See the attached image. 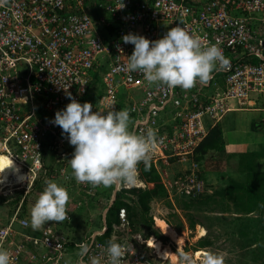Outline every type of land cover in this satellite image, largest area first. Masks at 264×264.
I'll return each mask as SVG.
<instances>
[{
    "label": "built area",
    "instance_id": "obj_1",
    "mask_svg": "<svg viewBox=\"0 0 264 264\" xmlns=\"http://www.w3.org/2000/svg\"><path fill=\"white\" fill-rule=\"evenodd\" d=\"M178 24L199 36L204 46L219 41L228 64L215 71L207 85L173 90L146 82L140 72L124 70L134 50V45L123 42L125 34L156 40ZM97 84L103 91L91 99ZM67 92L82 104L92 103L93 112L97 107L128 109L133 131L156 133L151 162L158 170L162 165L185 164L174 191L168 188V198L174 203L176 196L196 197L205 192L206 182L195 153L211 128L235 103L260 104L264 111V0H0V154L12 157L25 174L22 182L12 175L13 182L0 183V197L22 192L19 206L0 221V248L9 251L12 264H80L83 246H90L85 264L93 257L100 264L107 262L108 242L99 239L107 231L106 217L100 229L69 248L75 216L84 205L94 215L108 195L103 186L77 183L68 169L74 146L51 123L71 102ZM123 92L125 107L119 97ZM139 165L134 183L110 187L105 210L118 191L146 187ZM47 181L73 193L68 219L33 230L30 210ZM118 218L109 240L125 246L121 264L169 262L133 228L125 206L119 208ZM186 230L192 235V229ZM183 236L189 240L188 234ZM159 241L175 253L170 264H201L204 254L198 258L196 253L202 249L186 251L185 244L180 249L172 239Z\"/></svg>",
    "mask_w": 264,
    "mask_h": 264
},
{
    "label": "clouds",
    "instance_id": "obj_2",
    "mask_svg": "<svg viewBox=\"0 0 264 264\" xmlns=\"http://www.w3.org/2000/svg\"><path fill=\"white\" fill-rule=\"evenodd\" d=\"M122 40L134 45L124 64L125 71L140 72L146 82L166 85L173 90L179 87L187 91L197 83L207 85L214 72L228 64L219 41L204 46L201 38L190 33L183 24L170 28L156 40L136 33L125 34ZM66 94L71 102L56 112L51 123L59 126L62 135L74 146L70 167L77 183L119 189L135 182L140 163L146 170L150 169L152 153L158 143L154 131H133L130 111L126 108L116 110L113 107V110L105 111L97 107L98 110L93 112L92 103L82 104L70 92ZM12 166L13 160L0 162V183L4 181V170ZM200 168L202 171L201 165ZM15 170L20 171L18 167ZM24 178L23 175L19 177L20 180ZM72 194L58 182L47 181L30 210L33 230H39L49 221L68 219L67 204ZM125 250L121 243L109 240L105 249L106 264H121ZM89 251L90 246L79 250L80 264H85L83 258ZM0 264H12L9 251L3 248H0ZM91 264H100V260L93 257ZM201 264H225V258L221 253L210 251L203 256Z\"/></svg>",
    "mask_w": 264,
    "mask_h": 264
},
{
    "label": "trees",
    "instance_id": "obj_3",
    "mask_svg": "<svg viewBox=\"0 0 264 264\" xmlns=\"http://www.w3.org/2000/svg\"><path fill=\"white\" fill-rule=\"evenodd\" d=\"M99 94V90L95 93L91 92L89 97L91 99H98ZM124 98L125 96H123V100L120 99L121 107H125V104H123ZM258 158L257 153L249 152L248 150L227 152L221 125L218 123L211 128L196 150L195 160L202 166V171L204 170V172L214 173L215 171H220L223 174L227 173L224 176L226 185L213 189L212 193L204 192L196 197L184 195L175 197V205L177 202L182 209L191 212L187 214L190 227L194 228L197 224H200L197 215L192 212L194 210L195 212L230 213L234 216V218H231V223H237V226L243 228L247 227L245 225L251 224L252 219L248 218V216L260 210L264 204V173L260 174L257 172ZM139 174L141 179L146 182V188L134 187L117 192L115 200L106 215L107 231L99 237L102 241L108 242L113 231V226L120 223L118 212L122 206L127 208L132 226L138 223V219L144 220V216H147L145 219L150 228L154 225L155 218L149 215L152 208L151 205L155 200L168 197V187L164 181L163 172L158 170L152 162L149 170H146L144 164L141 163L139 165ZM257 176H262V178L258 179ZM202 177L206 179L205 175ZM99 191L100 189L96 190L97 193ZM107 191L109 192V195L106 196L108 200L111 188H107ZM82 193L85 194V192ZM21 196V191H15L14 195L10 198L1 196L0 208L10 207L12 210H15L19 206ZM26 208L28 206L25 201L23 209L25 210ZM87 212H90V210L84 205L75 216V219ZM99 219L100 223H102V218ZM158 227L163 231L160 225ZM157 231L155 232V239L166 241V238ZM75 232L76 230L74 229L72 234L69 235L71 241L69 248L71 249L74 248L75 243L81 241L83 238L82 236L77 237L78 233ZM240 233L243 238L247 236V232L243 231V229L240 230ZM216 237L218 235L207 232L199 242L200 247L206 248L211 246Z\"/></svg>",
    "mask_w": 264,
    "mask_h": 264
},
{
    "label": "rangeland",
    "instance_id": "obj_4",
    "mask_svg": "<svg viewBox=\"0 0 264 264\" xmlns=\"http://www.w3.org/2000/svg\"><path fill=\"white\" fill-rule=\"evenodd\" d=\"M95 93L96 90H93ZM249 152H255L258 154V164L256 169L258 173H264V146H260L255 149L247 148ZM185 167V164L173 163L169 166L162 165L163 177L167 183V187L173 192L175 186L176 177L179 176ZM68 169L71 170V167ZM263 170V171H261ZM204 173V174H203ZM214 174L219 178L217 187H220V181L225 179L224 176L227 174L220 173V171H215ZM205 175L206 179V189L205 192L212 193L211 190L215 189V179L211 178L208 171H201V176ZM242 177V175H240ZM258 179H261L262 176H257ZM25 179V178H24ZM23 179V180H24ZM244 179V177H243ZM247 179V178H245ZM21 180V181H23ZM19 181V180H18ZM107 188L104 187L102 192H105ZM107 195L109 192L107 191ZM103 204L107 201L106 195H104ZM128 199V198H127ZM129 200V199H128ZM152 208L149 215L155 218V223L150 226L147 225V216H144V220L138 219V223L133 225V228H137L141 232L142 236L148 240L149 246H154L156 248V253L161 258L167 260L170 264L171 256L175 260V256L171 253L168 247H165L159 239H155V232L157 231L166 238L165 242L170 241L178 244V247L181 249L183 244L186 245L184 250L188 251L192 249H202L208 252H216L223 254L225 258V264H262L264 263V204L262 208L251 215L248 218L252 219L251 224L245 225L246 228L237 226L236 224L231 223V218H234L230 213H220V212H193L197 215L200 224H197L194 228L190 227L189 221L187 220V214L190 211L182 209L178 203L172 204L171 199L164 198L155 200L152 203ZM12 208L2 207L0 208V221H6L7 215L10 213ZM95 215H91L90 212L84 213L82 216H79L74 220L75 233H78L77 237H84L85 234H88L94 229L100 227V219L98 211L94 212ZM191 213V212H190ZM204 224V226H203ZM137 227H136V226ZM160 225L163 228L158 227ZM201 225V226H198ZM199 229H197L198 227ZM205 227V228H204ZM192 229V235L189 234V230ZM247 232V236L243 238L241 236L240 230ZM213 235H218L214 239V243L211 246L206 248H201L199 242L207 232ZM72 233V232H71ZM70 233V234H71ZM183 234L189 236V240L185 241ZM182 235V237L180 236ZM161 240V239H160ZM192 244V245H190ZM174 249V248H173ZM175 251V250H174Z\"/></svg>",
    "mask_w": 264,
    "mask_h": 264
},
{
    "label": "crops",
    "instance_id": "obj_5",
    "mask_svg": "<svg viewBox=\"0 0 264 264\" xmlns=\"http://www.w3.org/2000/svg\"><path fill=\"white\" fill-rule=\"evenodd\" d=\"M218 80L221 81V77H218ZM95 88L96 89L94 90H96V92L99 90L100 94L102 93L103 87L101 84L95 85ZM124 94L125 92L119 95L121 100H123ZM232 106L235 108L230 110L219 122L223 129L224 139L226 141V151L237 152L240 150H247V148L249 147L250 149H252V151H255L257 146H264V111L261 110V105L259 104L255 107H240L239 105H237V103H235L232 104ZM205 122L206 125L210 127L211 122L208 119H206ZM255 124L257 125L255 126ZM209 173L211 178H213V180L215 179V188H218L216 184H218L219 178H217V175L213 172ZM224 180L225 179L220 181L221 187L226 185V182H224ZM211 191L213 192V190ZM105 206V204L100 205V210L98 209V217L102 218V221L103 217H106L107 212L109 210H105ZM110 206H112V204H110ZM95 214L96 213H94V215ZM101 224L102 223H100V225Z\"/></svg>",
    "mask_w": 264,
    "mask_h": 264
},
{
    "label": "bare ground",
    "instance_id": "obj_6",
    "mask_svg": "<svg viewBox=\"0 0 264 264\" xmlns=\"http://www.w3.org/2000/svg\"><path fill=\"white\" fill-rule=\"evenodd\" d=\"M11 160H13V166L4 170V173H3L4 181H3V183L4 182H13V180L10 178L12 175H14L16 177L17 181L19 180L18 182H22L19 179V177H20V175H23L25 177V174L23 172H21V171H19V173L16 172L15 169L18 166H17L15 160L12 157H10V156H8L6 154H0V162H8V161H11ZM9 185L10 184H8L7 186H9ZM206 253H208L206 250H199L196 253V256L199 258L201 255H203V254L205 255Z\"/></svg>",
    "mask_w": 264,
    "mask_h": 264
}]
</instances>
